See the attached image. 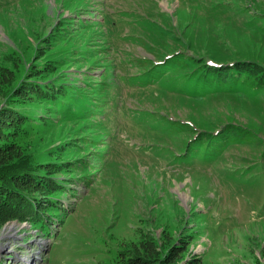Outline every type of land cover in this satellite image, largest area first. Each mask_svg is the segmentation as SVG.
Wrapping results in <instances>:
<instances>
[{
    "label": "rangeland",
    "instance_id": "rangeland-1",
    "mask_svg": "<svg viewBox=\"0 0 264 264\" xmlns=\"http://www.w3.org/2000/svg\"><path fill=\"white\" fill-rule=\"evenodd\" d=\"M172 53L264 66V0H0V106L36 108L2 119L28 138L0 158V264H264V91L184 98L190 68L179 83L134 79ZM53 83L82 85L65 101L75 116L51 105ZM223 125L255 138L174 157ZM6 185L36 195L14 202Z\"/></svg>",
    "mask_w": 264,
    "mask_h": 264
},
{
    "label": "trees",
    "instance_id": "trees-1",
    "mask_svg": "<svg viewBox=\"0 0 264 264\" xmlns=\"http://www.w3.org/2000/svg\"><path fill=\"white\" fill-rule=\"evenodd\" d=\"M220 5H216V3H213L211 5H208L207 7H210L211 9H218ZM225 9V8H224ZM229 10V9H226ZM119 11V16L120 18H123L125 13L122 10ZM122 12V13H121ZM116 13H112L111 11H108L107 15H105V24L108 27H111L112 29H115L118 26V21L116 23H113V16ZM263 20V19H262ZM140 27V25L136 22L132 23V27L134 28ZM164 32H173V31H163ZM131 37V36H129ZM184 37V35H183ZM185 38V37H184ZM84 59V57H82ZM185 57L183 54H175L172 53L168 58L166 56L162 59H160L158 62L159 63H153L152 60L146 59V61L143 65H149L150 67L148 70H151L152 73L148 75L147 72L143 73V76H135V80L143 81L146 82L148 79H155L156 81H159L161 78L165 77L163 74L170 73V75L173 76V82L174 83H179L182 82V76H186L189 78L187 75L186 70L187 68H190L191 71L189 74L193 75L195 77V87L197 88L196 90L194 89H189L188 93L190 95H185L184 98H194V99H205L209 95H215V94H229L232 95V92L235 93V95H241V92H244L246 94H249L250 96H253L252 94H255L257 91H264V66H261L259 64H256L253 61H241V62H236L234 64L232 61L228 62H223V61H218L214 62V64L208 63V61H196V58L191 57L189 59ZM165 61V63H160L161 61ZM187 61V62H186ZM186 62V63H185ZM191 62L192 65L188 66V63ZM146 70V71H148ZM84 80H88V83L92 85L91 90L88 93H93L94 96H97L98 93L101 92L102 88L103 90L108 89V87H105L104 81H94V82H89V78H84ZM92 83V84H91ZM93 83H99L101 84V87L93 86ZM142 84V83H140ZM103 86V87H102ZM50 89L55 91V96H54V101L51 103V105L56 104L57 100L60 101L59 103L61 104H66V110L63 113H67L69 116H75L76 112L73 110L74 108L71 107L69 110H67V103L65 101H71L74 98H82L84 97V94L82 95L81 93H85L84 89H82V85L75 83V85H71V87L68 88H62L60 84L53 83L51 86H49ZM201 90V92H199ZM44 93L47 95L43 96H50L51 91L43 90ZM74 92L72 95V99L69 97L67 99V95L69 93ZM41 93H43L41 91ZM53 93V92H52ZM18 96H15V94L10 95V92L6 94L5 99L7 98L8 102L10 99H16ZM56 97L62 98L56 99ZM41 98H34L33 101H38L40 102ZM41 102L44 103V99H41ZM29 103V102H26ZM57 105V104H56ZM47 109H54L53 107L47 108ZM58 110L61 111L59 108ZM36 112V108L34 106H0V158H5L8 159L11 155L9 154V150H15L19 149L21 147L20 142L17 140H23L28 137L24 136V132L21 129V134H16L17 129L11 128L7 125V122H3L5 120L2 119H19L20 115H25L28 117L31 113ZM62 112V111H61ZM8 115V116H6ZM2 117V118H1ZM24 117V116H22ZM28 124V123H25ZM23 124V125H25ZM159 126V125H158ZM25 127V126H23ZM164 127V126H163ZM187 128V127H186ZM226 130V131H225ZM108 131V130H107ZM200 133L194 135L196 132L193 133L195 138H187L184 141L185 144V150L183 153L179 156L174 157L182 162L183 160H187L189 158H192L194 160H202L206 156H211L212 159L216 158H221L219 155L223 153V151L228 148V145L233 144H242L249 141L251 138H255V134L251 133H246L244 130H239L234 128L233 126H227L223 125L218 127L215 130H205L204 132L199 131ZM250 138V139H249ZM68 141V140H66ZM54 155H58L62 152L59 150L54 151ZM53 159H58L54 157ZM9 161V160H8ZM50 164V162H48ZM52 164L58 163V162H51ZM45 165H48L45 163ZM47 169V168H46ZM3 172V170H0V174ZM19 173L22 174H27L31 176V174L28 173L27 170H21ZM55 173V172H54ZM32 177V176H31ZM50 177V176H49ZM0 178H2L0 176ZM4 180V178H2ZM26 178L23 179V181ZM22 183V182H21ZM56 183L61 186L60 188L64 187L67 189L68 184H62L60 182ZM73 183V182H72ZM23 184V183H22ZM5 190L11 191L15 196H9V197H15L14 202H18L19 200H27L25 197H33L36 194L31 191V188L29 189V192L24 190L23 188L16 186V189L13 187L6 185L3 186ZM2 194L0 195V198L2 197L4 192H1ZM30 194V196H28ZM8 197H6V200L3 201L2 204H8L12 207L13 200L11 199L10 201L7 200ZM57 197H49V203L50 205L54 203V199ZM32 202V201H30ZM46 202V201H44ZM29 203V202H28ZM55 206H59L56 204ZM41 207H45L47 211H53L55 210L54 207L52 206H46V205H41ZM7 209V208H6ZM8 210V209H7ZM59 210V207L57 208ZM34 211V208L32 209ZM8 213V211H7ZM33 213V212H32ZM9 215V214H8ZM47 217L51 216L50 214H45ZM37 217V216H36ZM35 218V217H33ZM49 219L46 220V222ZM38 226L41 228L44 226V222L40 221L37 223ZM42 229V228H41Z\"/></svg>",
    "mask_w": 264,
    "mask_h": 264
},
{
    "label": "bare ground",
    "instance_id": "bare-ground-1",
    "mask_svg": "<svg viewBox=\"0 0 264 264\" xmlns=\"http://www.w3.org/2000/svg\"><path fill=\"white\" fill-rule=\"evenodd\" d=\"M185 197V196H184Z\"/></svg>",
    "mask_w": 264,
    "mask_h": 264
}]
</instances>
